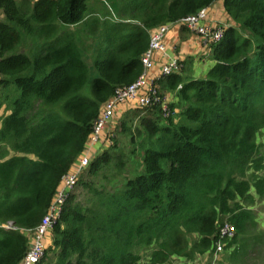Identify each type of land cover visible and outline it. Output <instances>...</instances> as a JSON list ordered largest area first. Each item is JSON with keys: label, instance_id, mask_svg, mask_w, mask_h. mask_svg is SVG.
<instances>
[{"label": "trees", "instance_id": "1", "mask_svg": "<svg viewBox=\"0 0 264 264\" xmlns=\"http://www.w3.org/2000/svg\"><path fill=\"white\" fill-rule=\"evenodd\" d=\"M216 1L0 0V264H20L102 105L140 76L150 32ZM223 9L235 27L204 77L187 59L156 81L167 116H120L39 264H194L224 220L226 260L245 264L263 237L251 208L264 202V0Z\"/></svg>", "mask_w": 264, "mask_h": 264}, {"label": "built area", "instance_id": "2", "mask_svg": "<svg viewBox=\"0 0 264 264\" xmlns=\"http://www.w3.org/2000/svg\"><path fill=\"white\" fill-rule=\"evenodd\" d=\"M208 9H202L195 15L187 16L174 24L162 25L152 30L149 35L148 49L141 57L142 72L132 84L117 88L113 96L101 107L98 117L93 123L92 132L82 153L69 171L62 177L60 185L42 218L40 224L32 231L26 233L28 237L27 251L20 264H39L46 250L47 237L52 236V230L56 225L68 195L74 190L79 178L85 173L90 162L96 157L95 147L101 143V137L112 121L121 105H127L129 109H144L154 105H160L163 116H167L170 98H160L158 86L151 71L156 64V57L162 61L160 64V77L168 76L180 69L179 60L171 54L166 47V36L174 27H185L190 33L200 40L206 50L211 45L220 42L224 36L226 27L219 23L207 21ZM6 230H16L11 223L3 225ZM217 239L213 243L210 256L219 257L224 250L225 242L233 239L235 229L225 223L217 230Z\"/></svg>", "mask_w": 264, "mask_h": 264}, {"label": "crops", "instance_id": "3", "mask_svg": "<svg viewBox=\"0 0 264 264\" xmlns=\"http://www.w3.org/2000/svg\"><path fill=\"white\" fill-rule=\"evenodd\" d=\"M207 9V21L211 23H219L221 25H224L226 28L230 26L235 27V24L228 19L227 15L224 12L223 0H217ZM165 44L167 50L171 54H173L180 63L184 62L187 59L192 60L191 73L193 78L199 79L204 77L211 64L209 62L210 59L208 51L205 47H203L198 37L192 35L190 31L185 28L174 26L168 32ZM160 61L162 60L159 57H156V64L151 71V75L155 80H158L160 78ZM207 62L208 65H206ZM167 96L170 98V100L173 99L170 95ZM127 110H129V107L126 104L121 105L118 108V114H116L119 117ZM96 152L97 151L95 149V155H97ZM51 240L52 236L50 235L45 241L46 249H48L51 245Z\"/></svg>", "mask_w": 264, "mask_h": 264}, {"label": "rangeland", "instance_id": "4", "mask_svg": "<svg viewBox=\"0 0 264 264\" xmlns=\"http://www.w3.org/2000/svg\"><path fill=\"white\" fill-rule=\"evenodd\" d=\"M209 62L211 65L213 64L211 61ZM206 65H208V62L206 63ZM117 114L114 117L109 129H106V131L103 133L101 137V143L97 144L95 147L97 151L96 152L97 155L103 150H106L111 145V135L113 131L115 132V128H116L117 123L120 120V116L122 117L124 113L121 114L119 117L117 116ZM257 143L261 145L264 144V130L260 132L259 135L257 136ZM261 151L262 153H264V148H261ZM72 192L76 195H80L81 191L79 189L74 188ZM251 209L253 210V213L255 215L256 231H258L257 233H261L263 237L259 242H257V246H255V248L253 247L254 249L252 250V253H250L248 257L244 259L243 263L245 264H264V202L256 203L254 206H252ZM225 223L226 221L224 220L222 224L224 225ZM226 246L227 245H225L224 247L223 253L216 259L212 258L210 256V253L204 254L198 257L196 256L194 258V264H230L229 261L226 260V257L228 255L227 250L225 251Z\"/></svg>", "mask_w": 264, "mask_h": 264}]
</instances>
